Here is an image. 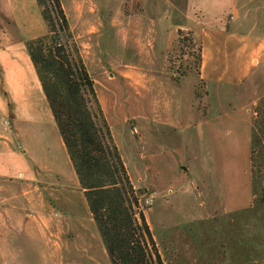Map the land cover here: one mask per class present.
Wrapping results in <instances>:
<instances>
[{
    "label": "rangeland",
    "instance_id": "obj_1",
    "mask_svg": "<svg viewBox=\"0 0 264 264\" xmlns=\"http://www.w3.org/2000/svg\"><path fill=\"white\" fill-rule=\"evenodd\" d=\"M62 1L110 130H134L122 150L134 167L131 179L164 263L264 264V57L242 86L209 87L194 73L195 59L187 53L194 47L179 36L180 29L182 36L193 32L184 17L187 0ZM237 3L253 33L263 36L264 0ZM47 31L36 0H0V66L5 52L11 54L32 83L21 42ZM157 43L171 45L165 68L184 93L180 123L173 128L154 121L149 108L154 68L148 62ZM157 86L164 94V82ZM5 97L0 83V133L14 136L15 103ZM44 128L58 130L55 123ZM163 130H170L165 139ZM11 140L8 147L21 151L15 136ZM5 218L0 214L1 226Z\"/></svg>",
    "mask_w": 264,
    "mask_h": 264
},
{
    "label": "crops",
    "instance_id": "obj_2",
    "mask_svg": "<svg viewBox=\"0 0 264 264\" xmlns=\"http://www.w3.org/2000/svg\"><path fill=\"white\" fill-rule=\"evenodd\" d=\"M243 9L237 0H187L186 26L202 44L200 78L209 87L221 86L222 82L231 88L242 86L264 57V35L253 33ZM153 22L159 23L156 19ZM155 34L156 40L159 31ZM26 41L21 46L32 83L26 68L11 54L5 52L0 66V83L8 94L4 101L15 103L13 123L18 130L14 136L21 148H9L13 134L0 133L5 137L0 139V203L4 201L0 214L6 216L5 226L0 225V263L112 264L60 131L44 128L45 123L57 124ZM160 45H155L148 62L154 68L149 74V108L154 121L173 128L180 123L184 93L165 68L171 45ZM161 81L166 87L164 94L157 86ZM1 110L6 114L7 107L1 106ZM133 131L117 134L111 130L132 179L134 167H128L122 146ZM169 131L163 130L164 139ZM150 134L157 135L152 130ZM157 142L165 144L161 138ZM157 142H153L154 148L162 152L163 146Z\"/></svg>",
    "mask_w": 264,
    "mask_h": 264
},
{
    "label": "trees",
    "instance_id": "obj_3",
    "mask_svg": "<svg viewBox=\"0 0 264 264\" xmlns=\"http://www.w3.org/2000/svg\"><path fill=\"white\" fill-rule=\"evenodd\" d=\"M36 1L48 31L28 39L27 51L111 262L165 264L140 206L138 191L104 117L95 81L76 42L63 1ZM179 32L180 39L187 41L185 45L194 47V52L187 53L195 59L194 73L200 78L202 44L193 32L186 36L181 35L183 30ZM191 72L185 70V74ZM200 81L206 83L202 78ZM252 160L255 164L254 151ZM259 196L264 203V190Z\"/></svg>",
    "mask_w": 264,
    "mask_h": 264
}]
</instances>
